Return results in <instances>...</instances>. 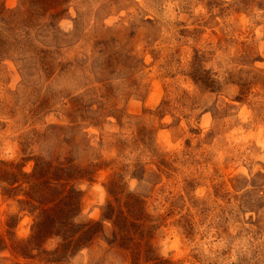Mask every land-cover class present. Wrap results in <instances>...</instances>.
<instances>
[{
    "label": "rangeland",
    "instance_id": "1",
    "mask_svg": "<svg viewBox=\"0 0 264 264\" xmlns=\"http://www.w3.org/2000/svg\"><path fill=\"white\" fill-rule=\"evenodd\" d=\"M39 160L100 223L62 264H264V0H0V264Z\"/></svg>",
    "mask_w": 264,
    "mask_h": 264
},
{
    "label": "trees",
    "instance_id": "2",
    "mask_svg": "<svg viewBox=\"0 0 264 264\" xmlns=\"http://www.w3.org/2000/svg\"><path fill=\"white\" fill-rule=\"evenodd\" d=\"M207 74L200 71L198 80L209 88L216 82L207 78ZM50 172H53V178L48 182L44 177ZM59 173L65 172L60 167L39 160L31 175L33 180L27 182V199L22 203L29 207L35 217L30 237L15 247L16 254L21 258H32L33 253L37 252V256L49 257V264H62L86 248L100 233L98 222L75 223L80 209V194L72 187L67 189L65 185H60L62 179L58 178ZM6 174L0 169V180L5 181ZM16 176L15 173L8 175L11 180ZM56 239L60 241L59 244L51 251L46 250L45 245Z\"/></svg>",
    "mask_w": 264,
    "mask_h": 264
}]
</instances>
